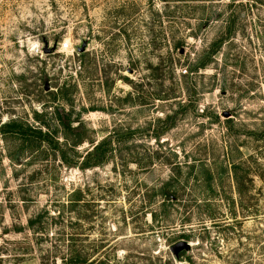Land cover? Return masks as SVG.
Here are the masks:
<instances>
[{"label": "rangeland", "instance_id": "374dc122", "mask_svg": "<svg viewBox=\"0 0 264 264\" xmlns=\"http://www.w3.org/2000/svg\"><path fill=\"white\" fill-rule=\"evenodd\" d=\"M57 111L113 155L0 133V264H264V0H0V127Z\"/></svg>", "mask_w": 264, "mask_h": 264}, {"label": "trees", "instance_id": "16d2710c", "mask_svg": "<svg viewBox=\"0 0 264 264\" xmlns=\"http://www.w3.org/2000/svg\"><path fill=\"white\" fill-rule=\"evenodd\" d=\"M225 37H221L211 45V55H216L220 52ZM208 63L202 62L195 65H191V72H198L202 69H206ZM46 110V109H45ZM56 121L61 125L64 138L66 141L63 145L59 144V141H55V136L58 134L57 130H53L46 121H42L44 129L25 125L19 121L11 120L4 123L0 127L1 134H11L15 137L22 138L26 142V146H23L29 151L32 156L35 155L36 151L40 150L41 146L34 145V141H39L41 144L46 143L49 148L54 150V154L60 155L63 162L71 168H78L80 170L94 169L97 167L104 166L108 163L113 155V145L111 140L105 139L100 142H96L90 136L86 137L84 133V124L79 123L77 127H74L75 122L70 117V114L65 112H54ZM71 136V137H69ZM85 143L89 144L88 150L80 151V147ZM69 154V157H68ZM19 155V154H18ZM20 156V155H19ZM15 160H18L16 158ZM238 165H234L233 172L235 174V180L239 194H243L244 178L238 177ZM79 201V200H78ZM187 239L188 237H184ZM65 264H86L84 259H81L75 254H72Z\"/></svg>", "mask_w": 264, "mask_h": 264}, {"label": "water", "instance_id": "95a60500", "mask_svg": "<svg viewBox=\"0 0 264 264\" xmlns=\"http://www.w3.org/2000/svg\"><path fill=\"white\" fill-rule=\"evenodd\" d=\"M85 49L82 48L81 49V52H83ZM45 53H48V54H51L53 53V49L49 48L48 46L45 47L44 49ZM189 248V244L186 243V242H181L177 245H175L174 247H172V252L175 254V255H178L179 252H182V251H185L186 249Z\"/></svg>", "mask_w": 264, "mask_h": 264}, {"label": "built area", "instance_id": "2783aa9c", "mask_svg": "<svg viewBox=\"0 0 264 264\" xmlns=\"http://www.w3.org/2000/svg\"><path fill=\"white\" fill-rule=\"evenodd\" d=\"M63 46H64L65 48H68V47H69V44H68V43H65V44H63Z\"/></svg>", "mask_w": 264, "mask_h": 264}]
</instances>
